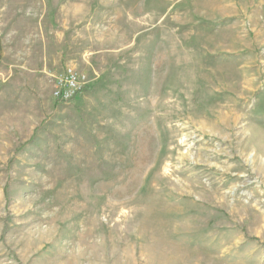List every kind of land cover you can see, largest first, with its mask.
<instances>
[{
	"label": "rangeland",
	"instance_id": "374dc122",
	"mask_svg": "<svg viewBox=\"0 0 264 264\" xmlns=\"http://www.w3.org/2000/svg\"><path fill=\"white\" fill-rule=\"evenodd\" d=\"M262 134L264 0H0V264H264Z\"/></svg>",
	"mask_w": 264,
	"mask_h": 264
},
{
	"label": "built area",
	"instance_id": "2783aa9c",
	"mask_svg": "<svg viewBox=\"0 0 264 264\" xmlns=\"http://www.w3.org/2000/svg\"><path fill=\"white\" fill-rule=\"evenodd\" d=\"M87 87L86 75L71 65H65L53 80L52 97L61 103L81 94Z\"/></svg>",
	"mask_w": 264,
	"mask_h": 264
},
{
	"label": "bare ground",
	"instance_id": "6f19581e",
	"mask_svg": "<svg viewBox=\"0 0 264 264\" xmlns=\"http://www.w3.org/2000/svg\"><path fill=\"white\" fill-rule=\"evenodd\" d=\"M243 102V101H242ZM263 135V134H262ZM249 138H251V136L249 135ZM250 140V139H249ZM259 145H260V148H261V151L264 153V135L260 138V140H259ZM257 146V145H256ZM257 151H259L258 150V148H257Z\"/></svg>",
	"mask_w": 264,
	"mask_h": 264
}]
</instances>
